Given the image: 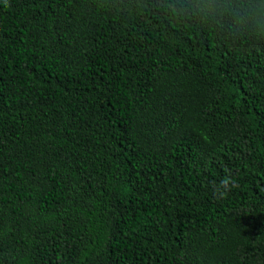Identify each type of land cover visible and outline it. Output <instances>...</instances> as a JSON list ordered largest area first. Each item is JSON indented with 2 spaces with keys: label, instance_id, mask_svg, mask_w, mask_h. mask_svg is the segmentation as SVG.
Masks as SVG:
<instances>
[{
  "label": "trees",
  "instance_id": "1",
  "mask_svg": "<svg viewBox=\"0 0 264 264\" xmlns=\"http://www.w3.org/2000/svg\"><path fill=\"white\" fill-rule=\"evenodd\" d=\"M0 264H264V0H0Z\"/></svg>",
  "mask_w": 264,
  "mask_h": 264
}]
</instances>
